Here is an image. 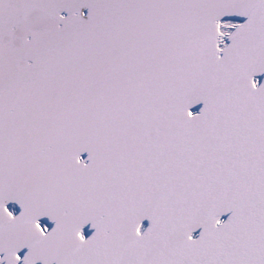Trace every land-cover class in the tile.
Masks as SVG:
<instances>
[{"label":"snow or ice","instance_id":"6c2138e0","mask_svg":"<svg viewBox=\"0 0 264 264\" xmlns=\"http://www.w3.org/2000/svg\"><path fill=\"white\" fill-rule=\"evenodd\" d=\"M0 264H264V0H0Z\"/></svg>","mask_w":264,"mask_h":264}]
</instances>
